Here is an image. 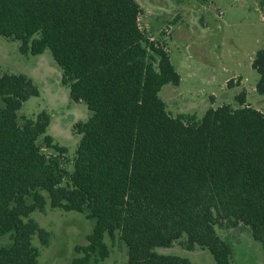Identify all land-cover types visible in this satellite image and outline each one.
I'll list each match as a JSON object with an SVG mask.
<instances>
[{"label": "trees", "instance_id": "16d2710c", "mask_svg": "<svg viewBox=\"0 0 264 264\" xmlns=\"http://www.w3.org/2000/svg\"><path fill=\"white\" fill-rule=\"evenodd\" d=\"M143 15L136 0H0V37L19 41L26 56L50 50L72 100L92 112L74 127L81 140L70 171L67 149L47 133L50 115H19L37 86L23 74L0 76V237L10 238L0 264H39L33 240L49 246L51 235L31 215L46 211L44 193L52 209L95 220L71 264L108 259L107 235L127 246L123 264H193L157 252L185 237L186 250L234 264L217 229L241 225L264 250V113L242 92L238 108L173 117L159 94L181 77L141 29ZM252 66L263 96L264 48Z\"/></svg>", "mask_w": 264, "mask_h": 264}, {"label": "rangeland", "instance_id": "374dc122", "mask_svg": "<svg viewBox=\"0 0 264 264\" xmlns=\"http://www.w3.org/2000/svg\"><path fill=\"white\" fill-rule=\"evenodd\" d=\"M144 10L141 29L154 41L163 44L181 77L179 86L167 84L159 96L173 117L196 116L202 120L210 108L222 105L239 107L238 97L245 92L246 104L264 113V95L256 86L259 74L252 64L264 48V14L258 0H136ZM19 41L0 37V76L4 73L23 74L39 90L19 115L36 118L41 112L51 117L48 134L56 144L67 149L68 170L81 140L75 125L92 116L85 102L76 103L70 88L62 83L63 71L50 50L42 55H23ZM232 86H228L230 81ZM0 105L2 102L0 100ZM47 153L53 151L47 150ZM45 212L31 215L41 228L50 233L49 246L38 237L33 244L40 250L39 264H71L75 247L88 244L95 220L85 214L52 209L47 193ZM220 236L232 242L234 264H264V250L245 226L217 229ZM177 242L171 248H158L164 255L188 258L193 264H216L211 253L202 248L188 251ZM110 257L99 264H123L128 248L118 235L106 236ZM10 242L0 237V248Z\"/></svg>", "mask_w": 264, "mask_h": 264}]
</instances>
